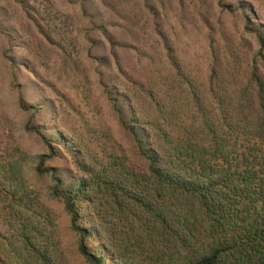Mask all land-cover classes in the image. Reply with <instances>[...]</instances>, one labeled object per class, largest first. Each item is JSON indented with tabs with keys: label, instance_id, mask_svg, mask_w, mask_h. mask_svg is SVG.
<instances>
[{
	"label": "rangeland",
	"instance_id": "1",
	"mask_svg": "<svg viewBox=\"0 0 264 264\" xmlns=\"http://www.w3.org/2000/svg\"><path fill=\"white\" fill-rule=\"evenodd\" d=\"M261 56L264 0H0V240L18 178L67 263L86 264L56 181L73 189L111 156L144 170L131 127L139 136L159 105L193 126L198 107L215 117L252 71L264 80Z\"/></svg>",
	"mask_w": 264,
	"mask_h": 264
},
{
	"label": "trees",
	"instance_id": "2",
	"mask_svg": "<svg viewBox=\"0 0 264 264\" xmlns=\"http://www.w3.org/2000/svg\"><path fill=\"white\" fill-rule=\"evenodd\" d=\"M197 111L193 126L159 105L139 136L131 127L146 159L140 172L111 156L73 189L56 181L86 264H264V80L252 71L233 105H218L215 117ZM16 179L5 192L19 202L8 205L16 220L0 264H68L52 216L23 199Z\"/></svg>",
	"mask_w": 264,
	"mask_h": 264
}]
</instances>
